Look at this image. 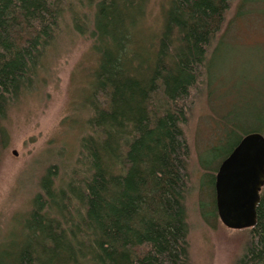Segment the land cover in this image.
Returning <instances> with one entry per match:
<instances>
[{"label":"trees","instance_id":"1","mask_svg":"<svg viewBox=\"0 0 264 264\" xmlns=\"http://www.w3.org/2000/svg\"><path fill=\"white\" fill-rule=\"evenodd\" d=\"M149 1L0 0V162L8 114L45 85L61 39L88 38L95 56L76 163L64 178L45 171L31 208L0 233V264H192L184 127L234 0H168L154 32ZM228 114L199 157V211L212 228L220 164L245 135H264V114L246 129ZM240 232L247 243L233 264H264V187L256 225Z\"/></svg>","mask_w":264,"mask_h":264},{"label":"rangeland","instance_id":"2","mask_svg":"<svg viewBox=\"0 0 264 264\" xmlns=\"http://www.w3.org/2000/svg\"><path fill=\"white\" fill-rule=\"evenodd\" d=\"M167 1H149L147 26L152 32L161 25ZM241 1H233L213 43L216 51L206 84L198 85L188 102L184 132L190 148L191 186L186 206L192 264H233L247 243V233L221 223L212 228L199 211L203 173L199 157L218 142L224 114L244 120V129L264 114V0L250 1L237 17ZM47 61L45 85L24 96L5 123L10 141L0 162L1 234L31 208L40 179L50 166L58 167V176L63 178L70 172L80 140L87 133L91 112L85 102L95 64L90 40L67 34Z\"/></svg>","mask_w":264,"mask_h":264},{"label":"water","instance_id":"3","mask_svg":"<svg viewBox=\"0 0 264 264\" xmlns=\"http://www.w3.org/2000/svg\"><path fill=\"white\" fill-rule=\"evenodd\" d=\"M263 187L264 135L250 133L220 164L216 174V207L222 225L230 230L253 228Z\"/></svg>","mask_w":264,"mask_h":264},{"label":"bare ground","instance_id":"4","mask_svg":"<svg viewBox=\"0 0 264 264\" xmlns=\"http://www.w3.org/2000/svg\"><path fill=\"white\" fill-rule=\"evenodd\" d=\"M224 161V160H223ZM216 193V192H215Z\"/></svg>","mask_w":264,"mask_h":264}]
</instances>
